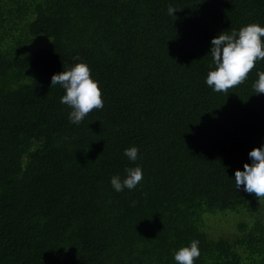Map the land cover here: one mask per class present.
<instances>
[{"label": "trees", "instance_id": "16d2710c", "mask_svg": "<svg viewBox=\"0 0 264 264\" xmlns=\"http://www.w3.org/2000/svg\"><path fill=\"white\" fill-rule=\"evenodd\" d=\"M250 23L264 0H0V264H177L193 239L196 264H264V204L234 181L264 145V60L228 92L205 82L211 40ZM79 61L104 107L76 125L51 78ZM229 213L252 222L212 237L205 216Z\"/></svg>", "mask_w": 264, "mask_h": 264}, {"label": "clouds", "instance_id": "9594fccd", "mask_svg": "<svg viewBox=\"0 0 264 264\" xmlns=\"http://www.w3.org/2000/svg\"><path fill=\"white\" fill-rule=\"evenodd\" d=\"M177 9L169 5L168 15H175ZM212 63L206 76V84L215 92H228L244 82L258 61L264 60V25L250 23L239 30L223 31L211 40ZM78 59V58H77ZM258 79L253 83L255 94H264V71L257 70ZM59 85L64 90L60 102L71 111L70 123L79 125L93 110L104 107L103 93L99 82L93 77L90 66L79 61L62 72L53 74L51 87ZM124 155L133 163L139 159V147L132 145L124 149ZM250 163L235 171L234 181L237 190L243 188L264 198V145L252 149ZM143 179L140 165L127 167L122 178L119 174L111 177V185L116 192L133 190ZM201 250L199 240L174 250L173 259L177 264H196Z\"/></svg>", "mask_w": 264, "mask_h": 264}, {"label": "rangeland", "instance_id": "374dc122", "mask_svg": "<svg viewBox=\"0 0 264 264\" xmlns=\"http://www.w3.org/2000/svg\"><path fill=\"white\" fill-rule=\"evenodd\" d=\"M41 43L35 44V47L40 46ZM264 204V199L259 200ZM261 215L264 216V206L261 209ZM205 230L215 238L223 236L225 234H236L238 233L237 224L240 222H252L250 216L239 215L234 213H229V215H212L207 214L205 216Z\"/></svg>", "mask_w": 264, "mask_h": 264}]
</instances>
